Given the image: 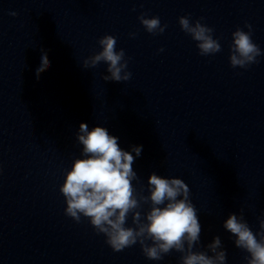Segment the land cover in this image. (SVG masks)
I'll list each match as a JSON object with an SVG mask.
<instances>
[{"label":"water","instance_id":"1","mask_svg":"<svg viewBox=\"0 0 264 264\" xmlns=\"http://www.w3.org/2000/svg\"><path fill=\"white\" fill-rule=\"evenodd\" d=\"M142 13L163 34L148 33ZM181 16L203 17L221 51L199 55ZM245 23L264 51V0H0V264H179L176 251L148 260L138 243L115 252L65 215L59 188L80 158L81 122L105 126L125 150L143 145L138 196L152 172L183 179L202 228L195 250L219 236L227 264H246L222 226L242 211L256 232L264 212V55L247 69L229 62ZM106 34L125 51L128 81H104L103 62L82 67ZM41 49L50 64L36 76Z\"/></svg>","mask_w":264,"mask_h":264},{"label":"clouds","instance_id":"2","mask_svg":"<svg viewBox=\"0 0 264 264\" xmlns=\"http://www.w3.org/2000/svg\"><path fill=\"white\" fill-rule=\"evenodd\" d=\"M138 19L153 35L163 34L167 27L161 25L159 17L148 18L146 13ZM202 20L203 17L190 22L188 16H181L178 23L196 42L199 55H215L221 51L219 38H213L214 30L201 23ZM245 27L248 31L237 27L232 33L229 62L233 68L247 69L259 63L258 57L264 55L252 39L251 25L245 23ZM97 43L100 50L85 58L82 67L94 68L103 62L107 73L102 75L104 81H128L131 77L128 59L123 49H116V37L106 34ZM37 59L36 76L50 64L44 49L39 51ZM75 138L82 146L80 158L73 160L59 188L65 200L66 216L77 223L86 219L97 234L105 236V243L115 252L138 243L143 255L151 261H162L171 251H176L181 254L179 264H227V252L219 236H214L204 250H195L200 245L202 228L189 186L183 179L152 172L147 178L148 194L137 195L133 182L138 176L133 164L141 156L143 145H130L125 150L118 143L119 137L110 135L105 126L90 129L85 122L79 124ZM142 201L150 204L146 214L140 211ZM129 216L131 226L127 225ZM257 219L256 232L242 211L230 213L222 225L234 245L248 254L246 264H264V212Z\"/></svg>","mask_w":264,"mask_h":264}]
</instances>
